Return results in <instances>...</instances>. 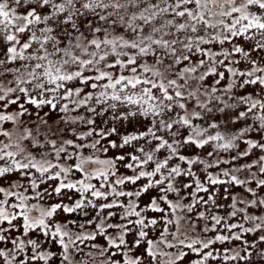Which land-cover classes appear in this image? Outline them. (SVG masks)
<instances>
[{
  "label": "snow or ice",
  "instance_id": "snow-or-ice-1",
  "mask_svg": "<svg viewBox=\"0 0 264 264\" xmlns=\"http://www.w3.org/2000/svg\"><path fill=\"white\" fill-rule=\"evenodd\" d=\"M0 264H264V0H0Z\"/></svg>",
  "mask_w": 264,
  "mask_h": 264
}]
</instances>
